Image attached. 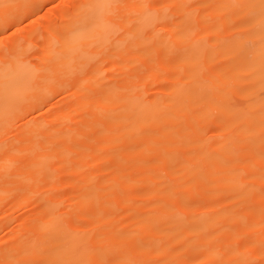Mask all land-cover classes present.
Instances as JSON below:
<instances>
[{"label":"bare ground","instance_id":"bare-ground-1","mask_svg":"<svg viewBox=\"0 0 264 264\" xmlns=\"http://www.w3.org/2000/svg\"><path fill=\"white\" fill-rule=\"evenodd\" d=\"M192 4L183 5L174 26L184 48L167 47L160 52L165 60L174 58V79L163 85L166 95L144 96L138 91L140 81L135 79L142 73L146 82H152L159 64L133 65L125 85H110L104 91L105 102L116 99L121 103L116 106L123 111H116L111 118L120 121V135L127 139V158L116 153L121 160L111 166L112 175L87 172L88 189H81L75 204L68 203L65 208L63 198L48 199L46 217L38 225L46 233L24 244L22 256L15 253V247L14 251H3L0 259L8 264H36L38 256L44 258L40 264H252L261 257V0H195ZM142 16L149 18V13ZM197 18L205 20L206 26L186 35L182 24ZM208 35L212 40L197 41ZM15 61L0 74V104L10 92L16 95L21 87L18 84L32 70L24 61ZM210 71L212 81L201 78ZM207 120L216 123L215 136L205 135ZM115 131L118 128L109 135ZM57 133L65 138L74 136L69 129ZM183 149L187 153L181 156ZM42 151L39 153L44 154ZM49 166L36 170L44 176ZM162 169L170 174L163 176ZM31 181L34 184L35 180ZM142 185L145 187L134 196V189ZM198 196L202 199H193ZM114 197L124 204L114 206ZM88 211L93 215L87 226L80 227L79 220L67 216Z\"/></svg>","mask_w":264,"mask_h":264},{"label":"rangeland","instance_id":"rangeland-1","mask_svg":"<svg viewBox=\"0 0 264 264\" xmlns=\"http://www.w3.org/2000/svg\"><path fill=\"white\" fill-rule=\"evenodd\" d=\"M94 1L0 0V5H10L0 7V36L4 37L0 42V74L6 73V66L15 60L32 69L18 84L21 87L16 95L10 92L0 104V254L16 247L15 253L22 256L24 244L46 233L38 225L46 217L48 199L63 198L62 207L75 204L81 189L89 186L84 179L88 173L112 175L111 166L126 157L127 139L120 135V121L111 118L123 110L119 111L121 105L116 99L105 102V89L125 85L133 65L159 64V71L162 65L152 82H146L142 73L135 76L140 81L138 91L148 98L166 95L163 85L174 79V58L165 60L160 52L167 47L184 48L174 26L183 5L192 6L195 0H112L105 5ZM145 11L149 18L142 16ZM13 24L23 30L15 36L5 34ZM205 26L206 21L197 18L184 22L182 31L191 35ZM212 38L208 35L197 41ZM212 77L211 71L201 75L208 81ZM117 128L114 134L119 133V139L117 135L111 138L114 134L110 136V130ZM65 129L72 130L74 136L65 138L57 133ZM204 133L215 136L216 123L207 120ZM43 149L45 153H39ZM112 151L121 153L120 158ZM186 153L183 149L180 154ZM4 163L8 165L2 168ZM46 164L52 173L41 176L36 167ZM162 174L168 176L170 172L162 169ZM142 187L134 189V196ZM198 197L193 199H202ZM112 202L116 207L124 204L116 197ZM91 214L73 212L67 216H74L81 227L89 224ZM3 259L0 264H8ZM35 260L40 264L44 258Z\"/></svg>","mask_w":264,"mask_h":264},{"label":"snow or ice","instance_id":"snow-or-ice-1","mask_svg":"<svg viewBox=\"0 0 264 264\" xmlns=\"http://www.w3.org/2000/svg\"><path fill=\"white\" fill-rule=\"evenodd\" d=\"M0 7L8 8V7H10V5L7 3H4V4L0 5ZM15 7L26 8L27 6L26 5H15ZM69 7H72V5H69ZM261 9H262V15H264V0H261ZM33 15H35V13H33ZM28 20L32 21V17L29 16ZM32 22L34 23L35 21H32ZM20 23H21V25H23V21H21ZM13 29H15V31H13ZM22 30H23L22 28H17L16 25L13 24L11 28L6 29L5 34L11 33L12 36H15V35H17V33L21 32ZM261 32H262V62H264V21H262V23H261ZM3 39H4V37L0 36V42H2ZM262 158H264V153H262ZM252 264H264V251L261 252V260L259 262L254 261V262H252Z\"/></svg>","mask_w":264,"mask_h":264}]
</instances>
